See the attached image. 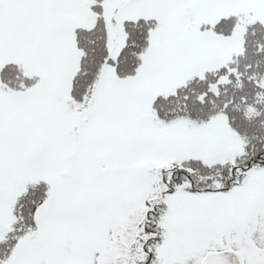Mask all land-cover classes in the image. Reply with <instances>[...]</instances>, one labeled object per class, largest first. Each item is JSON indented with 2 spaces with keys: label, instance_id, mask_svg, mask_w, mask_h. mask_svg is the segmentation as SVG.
Listing matches in <instances>:
<instances>
[{
  "label": "snow or ice",
  "instance_id": "snow-or-ice-1",
  "mask_svg": "<svg viewBox=\"0 0 264 264\" xmlns=\"http://www.w3.org/2000/svg\"><path fill=\"white\" fill-rule=\"evenodd\" d=\"M0 264H264V0H0Z\"/></svg>",
  "mask_w": 264,
  "mask_h": 264
}]
</instances>
